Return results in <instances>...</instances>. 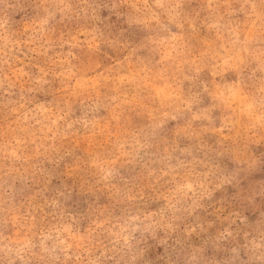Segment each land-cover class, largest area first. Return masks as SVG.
Returning <instances> with one entry per match:
<instances>
[{
    "label": "rangeland",
    "instance_id": "rangeland-1",
    "mask_svg": "<svg viewBox=\"0 0 264 264\" xmlns=\"http://www.w3.org/2000/svg\"><path fill=\"white\" fill-rule=\"evenodd\" d=\"M186 259L264 261V0H0V264Z\"/></svg>",
    "mask_w": 264,
    "mask_h": 264
},
{
    "label": "clouds",
    "instance_id": "clouds-1",
    "mask_svg": "<svg viewBox=\"0 0 264 264\" xmlns=\"http://www.w3.org/2000/svg\"><path fill=\"white\" fill-rule=\"evenodd\" d=\"M235 252H236L237 255H239V250H235ZM185 264H187V259L185 260ZM252 264H257V262L256 261H252ZM260 264H264V261H261Z\"/></svg>",
    "mask_w": 264,
    "mask_h": 264
}]
</instances>
